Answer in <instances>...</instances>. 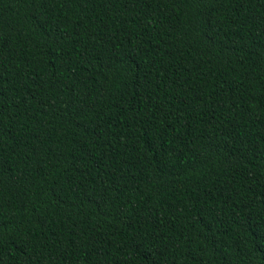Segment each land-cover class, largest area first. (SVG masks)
<instances>
[{
  "label": "trees",
  "instance_id": "trees-1",
  "mask_svg": "<svg viewBox=\"0 0 264 264\" xmlns=\"http://www.w3.org/2000/svg\"><path fill=\"white\" fill-rule=\"evenodd\" d=\"M0 264H264V0H0Z\"/></svg>",
  "mask_w": 264,
  "mask_h": 264
}]
</instances>
